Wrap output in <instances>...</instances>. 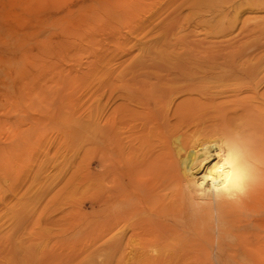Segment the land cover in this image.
I'll use <instances>...</instances> for the list:
<instances>
[{
    "label": "rangeland",
    "instance_id": "374dc122",
    "mask_svg": "<svg viewBox=\"0 0 264 264\" xmlns=\"http://www.w3.org/2000/svg\"><path fill=\"white\" fill-rule=\"evenodd\" d=\"M170 58L210 60L206 74L262 94L264 0H0V264H131L160 254L131 236L130 220L147 215L135 191L120 246L99 248L95 91L104 76ZM187 206L169 219L187 248L179 264H225Z\"/></svg>",
    "mask_w": 264,
    "mask_h": 264
},
{
    "label": "bare ground",
    "instance_id": "6f19581e",
    "mask_svg": "<svg viewBox=\"0 0 264 264\" xmlns=\"http://www.w3.org/2000/svg\"><path fill=\"white\" fill-rule=\"evenodd\" d=\"M208 61L150 59L139 64L150 67L148 71L108 75L99 81L93 136L104 168L96 205L97 240L105 253L120 246L118 229L132 217L129 197L135 191L139 200L132 198V202L139 203L147 215L130 220L131 236L139 238L142 249L155 247L160 254L133 262H186L181 255L183 250L187 252L181 243V227L169 222L187 202L180 178L185 179L187 171L201 161L197 168L211 166L204 180L211 179L212 187L217 188L221 179L226 184L230 176L225 171L228 160L223 163L221 156L239 143L238 137L250 138L256 149L264 150V92L241 87L237 77L206 74L204 68H211ZM244 94L249 97H242ZM110 105L115 106L107 115ZM240 148L243 152L244 145ZM198 187L203 188V183ZM165 191L170 192L168 206L164 204L168 198ZM194 192L187 188L192 201ZM223 213L228 239L218 249L224 263L264 264V184L240 206L226 205ZM255 218L257 224L252 222Z\"/></svg>",
    "mask_w": 264,
    "mask_h": 264
},
{
    "label": "clouds",
    "instance_id": "9594fccd",
    "mask_svg": "<svg viewBox=\"0 0 264 264\" xmlns=\"http://www.w3.org/2000/svg\"><path fill=\"white\" fill-rule=\"evenodd\" d=\"M237 139L239 143H234L230 151L221 156L223 163L225 158L228 160L225 171L230 173V178L228 177L226 184L224 179L219 181L217 185V188H220L219 191L212 187L211 179L204 180L211 166L206 170L197 168L201 161H197L195 166H192V170L187 171L184 180L189 218L193 225L205 228L214 235L216 246H220L228 239L224 207L226 205L240 206L255 188L264 184V150L256 149L250 138L240 136ZM240 144L244 145L243 152ZM208 164L211 165V160ZM202 176L203 179H201ZM201 183H203V188L198 187ZM221 185L223 187H220ZM188 187L195 190V200L191 203L187 197ZM201 192L204 195H199Z\"/></svg>",
    "mask_w": 264,
    "mask_h": 264
},
{
    "label": "snow or ice",
    "instance_id": "6c2138e0",
    "mask_svg": "<svg viewBox=\"0 0 264 264\" xmlns=\"http://www.w3.org/2000/svg\"><path fill=\"white\" fill-rule=\"evenodd\" d=\"M229 178H230V176H229Z\"/></svg>",
    "mask_w": 264,
    "mask_h": 264
}]
</instances>
